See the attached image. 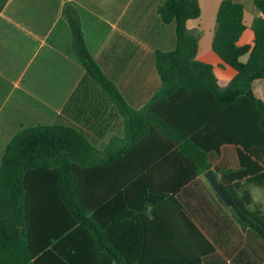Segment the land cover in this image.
Returning <instances> with one entry per match:
<instances>
[{
	"label": "trees",
	"instance_id": "trees-1",
	"mask_svg": "<svg viewBox=\"0 0 264 264\" xmlns=\"http://www.w3.org/2000/svg\"><path fill=\"white\" fill-rule=\"evenodd\" d=\"M6 0H0V9ZM253 41L238 45L244 8L221 0L212 50L236 74L220 87L213 66L196 59L188 21L198 0H165L176 46L155 52L161 87L140 109L129 106L90 54L79 13L65 3L72 49L84 67L78 89L97 87L123 118L122 138L103 149L62 123L22 126L0 161V264H202L214 251L178 201L181 188L211 167L207 154L238 146V168H216L242 229L264 241V212L250 209L248 186L264 189V102L252 82L264 77V0ZM247 55L246 61L240 58Z\"/></svg>",
	"mask_w": 264,
	"mask_h": 264
},
{
	"label": "crops",
	"instance_id": "crops-1",
	"mask_svg": "<svg viewBox=\"0 0 264 264\" xmlns=\"http://www.w3.org/2000/svg\"><path fill=\"white\" fill-rule=\"evenodd\" d=\"M164 1L6 0L0 9V161L22 126L68 124L99 149L113 137L122 138L123 118L105 94L97 87L78 89L84 67L72 49L63 6L68 2L76 7L90 54L125 102L140 109L161 87L155 52L176 46L175 22L163 23L157 12ZM234 1L244 8L245 29L237 43L251 44L252 22L261 12L254 0ZM220 2L198 0L200 15L187 25L198 36L196 59L211 64L218 85L225 87L236 71L211 46ZM251 87L264 102V77L253 80ZM207 157L214 171L239 167L235 144H222ZM256 187L249 189L252 199ZM176 197L214 247L202 256V264H264V241L240 227L204 174L186 183Z\"/></svg>",
	"mask_w": 264,
	"mask_h": 264
},
{
	"label": "water",
	"instance_id": "water-1",
	"mask_svg": "<svg viewBox=\"0 0 264 264\" xmlns=\"http://www.w3.org/2000/svg\"><path fill=\"white\" fill-rule=\"evenodd\" d=\"M204 177L207 179L209 185L214 190V192L220 197V199L228 206H231L232 203L222 189L220 182L218 180L217 174L212 168H209L204 172Z\"/></svg>",
	"mask_w": 264,
	"mask_h": 264
},
{
	"label": "rangeland",
	"instance_id": "rangeland-1",
	"mask_svg": "<svg viewBox=\"0 0 264 264\" xmlns=\"http://www.w3.org/2000/svg\"><path fill=\"white\" fill-rule=\"evenodd\" d=\"M250 187L248 186V189H251ZM253 198L254 199L248 207L250 209H259L264 212V190L260 187L253 188Z\"/></svg>",
	"mask_w": 264,
	"mask_h": 264
}]
</instances>
